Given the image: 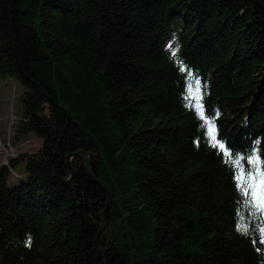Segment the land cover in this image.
Wrapping results in <instances>:
<instances>
[{
  "label": "trees",
  "instance_id": "trees-1",
  "mask_svg": "<svg viewBox=\"0 0 264 264\" xmlns=\"http://www.w3.org/2000/svg\"><path fill=\"white\" fill-rule=\"evenodd\" d=\"M0 75L42 139L0 165V264H264L253 0H0Z\"/></svg>",
  "mask_w": 264,
  "mask_h": 264
},
{
  "label": "rangeland",
  "instance_id": "rangeland-1",
  "mask_svg": "<svg viewBox=\"0 0 264 264\" xmlns=\"http://www.w3.org/2000/svg\"><path fill=\"white\" fill-rule=\"evenodd\" d=\"M25 87L14 77L0 75V165L7 162L9 156L20 152H36L41 147L42 139L33 132L18 136V121L22 115L21 96ZM8 148V149H7ZM70 165L69 162H67ZM24 162H18L9 172L7 183L16 184L25 177Z\"/></svg>",
  "mask_w": 264,
  "mask_h": 264
},
{
  "label": "snow or ice",
  "instance_id": "snow-or-ice-1",
  "mask_svg": "<svg viewBox=\"0 0 264 264\" xmlns=\"http://www.w3.org/2000/svg\"><path fill=\"white\" fill-rule=\"evenodd\" d=\"M199 92V87H197V93ZM197 109L199 110V114L201 118L204 117L202 105L197 104ZM209 123L208 133L211 136L212 141L214 142V146H216V135H215V127L213 123ZM219 147L223 149L224 145L219 144ZM256 163V161H254ZM255 175H248L246 178L243 172L237 177L241 182V186L243 187L244 194L247 196L249 194V190L251 192V202L254 208L258 211L264 212V171H260L257 167L253 170Z\"/></svg>",
  "mask_w": 264,
  "mask_h": 264
},
{
  "label": "water",
  "instance_id": "water-1",
  "mask_svg": "<svg viewBox=\"0 0 264 264\" xmlns=\"http://www.w3.org/2000/svg\"><path fill=\"white\" fill-rule=\"evenodd\" d=\"M253 1H254L258 6H260L261 9L264 11V3H263L261 0H253ZM24 79H25V80H29V78L26 77L25 75H24ZM33 83H34V82H33ZM34 85L37 86L38 88H40L39 85H38L37 83H34ZM49 100H50V99H49ZM71 157H72V155H68V156H67V162H69V160L71 159ZM70 173H71L70 175H72L71 167H70ZM109 200H110V197H109V195L107 194L106 207H105V209H104V214H103V218H102V224H101V228H100L99 231H98L97 237H98V235H99V233H100L102 227H103V226L105 225V223H106V212H107V205H108Z\"/></svg>",
  "mask_w": 264,
  "mask_h": 264
},
{
  "label": "bare ground",
  "instance_id": "bare-ground-1",
  "mask_svg": "<svg viewBox=\"0 0 264 264\" xmlns=\"http://www.w3.org/2000/svg\"><path fill=\"white\" fill-rule=\"evenodd\" d=\"M8 149V148H7Z\"/></svg>",
  "mask_w": 264,
  "mask_h": 264
}]
</instances>
